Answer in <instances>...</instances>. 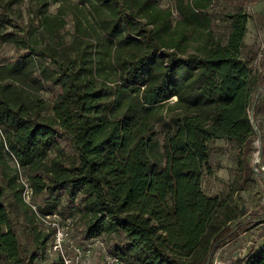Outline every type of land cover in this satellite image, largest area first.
<instances>
[{"label":"trees","instance_id":"trees-1","mask_svg":"<svg viewBox=\"0 0 264 264\" xmlns=\"http://www.w3.org/2000/svg\"><path fill=\"white\" fill-rule=\"evenodd\" d=\"M25 1L0 0V46L17 51L0 62V264H23L26 246L41 244L37 219L57 207L39 215L27 188L79 199L89 237L125 238L114 251L122 262L212 264L262 217L238 220L232 202L235 184L254 172L251 113L264 118V72L242 55L251 15L227 14L222 42L209 31L213 0H29L27 21ZM68 16L70 39L61 33ZM52 87L59 92L48 99ZM217 139L238 143L226 198L202 186ZM251 264H264V248Z\"/></svg>","mask_w":264,"mask_h":264},{"label":"rangeland","instance_id":"rangeland-1","mask_svg":"<svg viewBox=\"0 0 264 264\" xmlns=\"http://www.w3.org/2000/svg\"><path fill=\"white\" fill-rule=\"evenodd\" d=\"M161 6H172L169 0H157ZM58 4L53 3L49 10L55 12ZM29 0L22 6L25 20H28ZM246 12L251 15L247 25L245 46L242 50L243 57L252 55V69L254 73L264 72V0H213L209 12L213 14L210 26L211 36L214 40L226 42L230 30L231 21L226 18L229 13ZM179 18L174 12V20ZM21 22V21H20ZM74 32L73 21L68 16V23L61 33L66 39H70ZM193 35V30L189 31ZM197 38L198 36H194ZM203 39H198L194 47L199 46ZM17 51L12 44L0 46V62L14 59ZM59 92L58 87L44 91L46 98L50 99ZM257 126L264 133V118L255 119ZM59 142L70 150L64 139ZM264 148L263 142H260ZM210 170H206L202 179L204 191L209 195L228 197L231 193V185L238 174V143L217 139L210 144ZM252 161V160H251ZM264 162V157L262 159ZM253 164V162H252ZM25 180V175H23ZM26 201L31 203L34 210L42 215L38 208L55 202L57 205L53 213L37 219L41 244H29L24 249L25 260L23 264H103L106 250H125L127 242L123 236L115 234H102L89 237L85 231L86 224L82 216L79 199L74 202L62 190L53 195H34L30 190L25 191ZM53 200V201H52ZM232 202L239 209L238 220H244L249 215L259 212L262 217L246 230L219 247L212 264H251L253 257L261 254L264 248V170H254L245 174L235 184L232 193ZM17 222V229L22 244L27 243L24 228L27 226L26 214L17 207L13 213ZM236 222V221H235ZM101 241L104 242L103 245ZM58 246V247H57ZM6 261H3L5 263ZM121 264H128L122 262Z\"/></svg>","mask_w":264,"mask_h":264},{"label":"built area","instance_id":"built-area-1","mask_svg":"<svg viewBox=\"0 0 264 264\" xmlns=\"http://www.w3.org/2000/svg\"><path fill=\"white\" fill-rule=\"evenodd\" d=\"M264 89L262 88L260 90V92H262ZM251 121L252 124L254 126V129L256 130V132L258 133V137L255 140V147H256V151L253 153L252 156V161H251V165L253 167L254 170L258 171V170H264V162H262L263 159V152H262V146H261V130L259 129V127L257 126L256 122H255V118L253 117V111L251 113ZM253 162V164H252ZM27 190H29V188H27ZM31 190V188H30ZM32 191V190H31ZM104 242L101 241V244L103 245ZM58 247V246H57ZM104 263L103 264H121L122 260L120 258V256L110 250H106L104 252Z\"/></svg>","mask_w":264,"mask_h":264}]
</instances>
